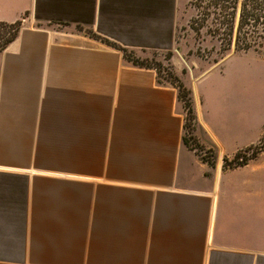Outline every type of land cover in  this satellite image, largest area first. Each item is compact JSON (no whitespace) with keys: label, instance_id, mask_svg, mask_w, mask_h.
<instances>
[{"label":"crops","instance_id":"crops-1","mask_svg":"<svg viewBox=\"0 0 264 264\" xmlns=\"http://www.w3.org/2000/svg\"><path fill=\"white\" fill-rule=\"evenodd\" d=\"M177 7L0 0V22H23L0 53V264H264V151L220 164L264 131L241 142L218 123L233 95L200 87L207 72L195 132L210 170L183 144L177 90L104 42L169 52Z\"/></svg>","mask_w":264,"mask_h":264},{"label":"rangeland","instance_id":"rangeland-1","mask_svg":"<svg viewBox=\"0 0 264 264\" xmlns=\"http://www.w3.org/2000/svg\"><path fill=\"white\" fill-rule=\"evenodd\" d=\"M203 7L199 0H178L174 45L169 52L127 49L124 51L126 56L152 66L160 84H171L179 92L181 99L179 102L184 112L183 144L199 161L206 163L210 170H214L218 159L211 148L199 143L195 132L197 83L208 72L206 81L199 85L200 87L213 82L216 89L233 95V101L229 104L217 105L216 119L218 123L222 120L226 128L229 126L235 136L238 129L241 142L253 140L261 129L264 131V54L252 52L231 54V51H234L231 46L230 51L220 57L219 43L212 39L207 31L208 23L204 19ZM120 52L123 56V51ZM218 79L222 80L221 83L217 82ZM179 85L182 88L178 90ZM184 103L190 105L193 120L190 119ZM263 136L264 133L254 144L241 148L229 160L226 157L221 158V168L228 171L244 166H239L242 158L251 157L259 147L264 149ZM237 153L239 159L233 160Z\"/></svg>","mask_w":264,"mask_h":264},{"label":"trees","instance_id":"trees-1","mask_svg":"<svg viewBox=\"0 0 264 264\" xmlns=\"http://www.w3.org/2000/svg\"><path fill=\"white\" fill-rule=\"evenodd\" d=\"M199 1L204 5V19L208 23L206 27L207 31L210 37L216 39L219 43L220 57L227 54L231 46H233L235 53L245 54L252 52L264 54V0ZM20 27V21H16L12 24L0 22V53L15 40ZM104 42L109 44L112 48L123 51V58L128 63H131L132 66L155 71V69L146 62L126 56L124 49L107 41ZM157 83L160 84L158 80ZM170 86L172 85L170 84ZM179 88H182V86L179 85L178 90ZM177 98L178 101H181L179 92H177ZM184 104L190 119L193 120L194 118L192 117L190 105L188 103ZM183 128H185V126ZM183 143H185V140H183ZM263 151L264 149L259 147V150L255 151L251 157L242 158L239 166L246 165L248 161L254 159L257 154ZM237 159H239L238 153L234 156L233 160Z\"/></svg>","mask_w":264,"mask_h":264},{"label":"water","instance_id":"water-1","mask_svg":"<svg viewBox=\"0 0 264 264\" xmlns=\"http://www.w3.org/2000/svg\"><path fill=\"white\" fill-rule=\"evenodd\" d=\"M233 52H234V51L232 50V51H231V54H232Z\"/></svg>","mask_w":264,"mask_h":264}]
</instances>
